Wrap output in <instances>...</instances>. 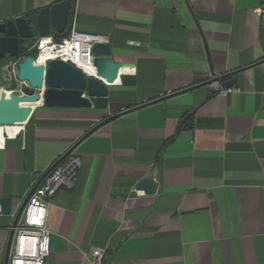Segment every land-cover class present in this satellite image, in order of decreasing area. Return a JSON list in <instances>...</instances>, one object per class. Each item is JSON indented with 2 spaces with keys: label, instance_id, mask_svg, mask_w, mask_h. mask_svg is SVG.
<instances>
[{
  "label": "crops",
  "instance_id": "obj_1",
  "mask_svg": "<svg viewBox=\"0 0 264 264\" xmlns=\"http://www.w3.org/2000/svg\"><path fill=\"white\" fill-rule=\"evenodd\" d=\"M59 1L0 0V23ZM73 1L70 31L107 38L121 73L107 109L37 104L0 129V199L12 198L10 214L0 206V264L31 189L92 127L241 68L233 92L199 86L85 138L71 153L82 159L74 188L52 200L44 264H92L94 248L103 264H264L262 0ZM148 177L157 192L138 193Z\"/></svg>",
  "mask_w": 264,
  "mask_h": 264
},
{
  "label": "water",
  "instance_id": "obj_2",
  "mask_svg": "<svg viewBox=\"0 0 264 264\" xmlns=\"http://www.w3.org/2000/svg\"><path fill=\"white\" fill-rule=\"evenodd\" d=\"M71 11V1L62 0L51 6L40 8L35 17L19 16L0 23V67L4 68L5 71L0 80V127H11L22 123L32 112L31 106L37 104L47 108H108L110 86L117 82L122 69V64L114 59L112 47L108 42L95 43L93 45L91 52L94 57V70L90 75L60 59L49 60L46 64H43L36 62L33 55L21 54V40L28 43L35 38L38 40L41 37L50 36L53 31L59 35H63L67 30ZM26 46L28 47V45ZM32 48L33 46H29L28 51ZM15 59H20V61L18 63L17 75L14 77L10 74V67H7V65ZM245 69L241 68L218 77H213L198 85L182 89L173 94L148 101L140 106L107 117L85 133L56 164L70 155L85 138L112 120L136 109L188 92L199 86L224 81L223 87L231 88L238 80L234 76ZM184 127L187 128V125ZM53 167L54 165L42 176L41 180ZM136 190L143 191L147 195H152L157 192V186L148 177L137 183ZM32 193L33 190H31L17 212L7 243L4 264H9L14 228L22 216ZM0 206L4 214H10L12 210V198H1Z\"/></svg>",
  "mask_w": 264,
  "mask_h": 264
},
{
  "label": "built area",
  "instance_id": "obj_3",
  "mask_svg": "<svg viewBox=\"0 0 264 264\" xmlns=\"http://www.w3.org/2000/svg\"><path fill=\"white\" fill-rule=\"evenodd\" d=\"M254 12L264 19V0ZM107 40L100 35L80 32L72 27L69 35L60 41L52 36L39 38L33 45L37 49L35 60L46 64L49 60L60 59L90 75L94 70L92 47L95 43H104ZM42 53H47L43 62ZM19 61L20 59H15L7 65L14 77L17 75ZM235 90L228 88L222 93ZM81 166L82 159L78 155L70 154L58 164L55 163L53 169L31 189L33 193L22 213V219L20 218L14 228L9 264H44L51 253L47 220L52 200L60 191L74 188ZM105 254L106 250L103 248L92 249V264H103Z\"/></svg>",
  "mask_w": 264,
  "mask_h": 264
},
{
  "label": "trees",
  "instance_id": "obj_4",
  "mask_svg": "<svg viewBox=\"0 0 264 264\" xmlns=\"http://www.w3.org/2000/svg\"><path fill=\"white\" fill-rule=\"evenodd\" d=\"M70 1L72 3V7H73L74 1L73 0H70ZM69 33H70V24H69V27L66 30V32L63 35H58L56 37V40L60 41L64 37H67L69 35ZM26 45H28V47L33 46V41H30L27 43L26 41L21 40V54L22 55L30 54V55L36 56L37 55V49L32 48L31 50L28 51V47ZM34 52L36 53L35 55H34Z\"/></svg>",
  "mask_w": 264,
  "mask_h": 264
},
{
  "label": "bare ground",
  "instance_id": "obj_5",
  "mask_svg": "<svg viewBox=\"0 0 264 264\" xmlns=\"http://www.w3.org/2000/svg\"><path fill=\"white\" fill-rule=\"evenodd\" d=\"M46 56H47V53H42V60H41V62L44 61V59H45Z\"/></svg>",
  "mask_w": 264,
  "mask_h": 264
},
{
  "label": "flooded vegetation",
  "instance_id": "obj_6",
  "mask_svg": "<svg viewBox=\"0 0 264 264\" xmlns=\"http://www.w3.org/2000/svg\"><path fill=\"white\" fill-rule=\"evenodd\" d=\"M33 41V45L36 43V41H37V38H35L34 40H32Z\"/></svg>",
  "mask_w": 264,
  "mask_h": 264
},
{
  "label": "rangeland",
  "instance_id": "obj_7",
  "mask_svg": "<svg viewBox=\"0 0 264 264\" xmlns=\"http://www.w3.org/2000/svg\"><path fill=\"white\" fill-rule=\"evenodd\" d=\"M36 53L34 52V55H35Z\"/></svg>",
  "mask_w": 264,
  "mask_h": 264
}]
</instances>
